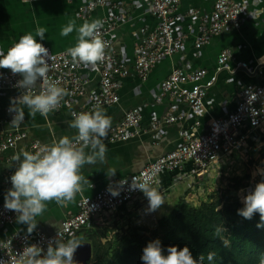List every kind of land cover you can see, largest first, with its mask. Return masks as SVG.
<instances>
[{
	"label": "crops",
	"instance_id": "0c3cea01",
	"mask_svg": "<svg viewBox=\"0 0 264 264\" xmlns=\"http://www.w3.org/2000/svg\"><path fill=\"white\" fill-rule=\"evenodd\" d=\"M83 1L75 0L72 4L66 1H40L29 4L21 0H0V52L5 54L10 46L19 41L21 36L29 33L35 36L38 26L45 28L46 33L43 40L37 37V42L47 45L55 53L67 52L68 48L75 46L78 36L75 30L66 37L60 35L62 28L69 21L74 20L76 26L79 27L83 22L97 18L104 22L105 18L114 14L115 11L121 16V21L114 33V46L118 50L119 57L128 65L130 73L127 77L118 79L121 83L120 101L117 104L99 108L111 118V126L107 136L103 138L106 147L105 159L103 162H97L94 165L86 164L82 167L81 174L90 183L84 184L82 191L77 193L71 202L63 205H58L55 201L49 202L44 213L36 217L37 227L33 232L40 230L48 235L57 233L64 220L79 212L80 203L84 197H92L99 191L112 187L118 180L139 172L155 157L177 149L183 143L184 133L204 132L206 122L224 117L235 109L242 88L248 85H261L264 80V67L256 68L258 59L264 55V0H238L247 8V12L237 27L225 30L201 49L194 47L196 37L194 32L184 49L166 58L155 67L146 82L139 78L132 70V66L135 62L140 29L154 28L157 25L156 18L146 10L147 1L112 0V6H117V10L107 7L96 11L93 19L82 20L77 17V9ZM215 2L216 0H183L179 10L181 18L176 29L187 31L192 24V18L188 16L189 11L211 12ZM224 51H229L234 59L229 62L231 68L236 66V62H246L255 73L248 74L244 70H238L234 74L227 71L221 72L215 85L208 90L205 109L202 112H193L188 105L169 99H164L161 103L157 102L160 87L174 69L194 71L204 68L213 73L217 67L218 58ZM98 63L84 65L82 73L91 79V83L87 86V93L66 101L61 111L50 113L47 116L37 113L33 117L29 114V109L21 105L25 118L15 127H20L28 137L19 142L15 150L6 153L5 157L0 160V204L5 202V195L8 191L5 184L8 173L18 167L17 161L8 163L5 158L15 157L23 151H28L33 141L51 145L63 136L72 138L77 135V130L70 128L69 122L73 119L72 113L86 109L101 89V80L97 71ZM22 92L21 90L0 92V134H6L15 128L11 125L12 119L6 110L9 109L12 98L20 96ZM132 109H139L142 112V129L145 131L128 142L111 143L109 141L110 129L119 124L125 113ZM179 116L182 119L173 124L158 127L152 124V121L157 118ZM198 123L201 126H197ZM258 131L260 130H255L254 133ZM85 152L90 154L91 149H85ZM191 166L188 165L181 175L168 173L161 177L160 184L162 182L164 186L168 185L167 183L171 184L172 178L176 181L182 180L181 177L191 178L188 180L190 185L187 193H178L180 185H176L174 192L177 199H174L173 204L170 203V199L163 200L164 204L159 209L154 212L150 211V215H145L149 202L142 199L145 195H141L116 213H121L123 210L131 212L139 202L144 210L138 219L146 226L155 221L157 223L158 215H160L159 219L167 216L181 199H184L191 207L210 203L215 197L216 190L212 185L209 190L204 187L205 190H202L199 188L202 184L198 187L193 184ZM113 172L115 175L111 176ZM176 176L180 179H176ZM204 180L206 179L201 182ZM163 185L161 184L160 188ZM106 216L108 215L103 217ZM27 228L26 224L18 222L11 227H0V243L14 231L28 233Z\"/></svg>",
	"mask_w": 264,
	"mask_h": 264
},
{
	"label": "built area",
	"instance_id": "2783aa9c",
	"mask_svg": "<svg viewBox=\"0 0 264 264\" xmlns=\"http://www.w3.org/2000/svg\"><path fill=\"white\" fill-rule=\"evenodd\" d=\"M21 1L29 4L40 1H66L72 4L75 0ZM146 1V10L156 18L157 25L154 28L143 27L139 31L140 38L136 44V57L132 70L143 82L148 81L152 70L166 58L181 52L194 32L196 33L194 47L201 49L209 44L212 38L219 37L225 30L237 27L247 12V8L238 0H216L211 12L189 11L188 16L192 18V24L187 31L183 32L176 29L181 18L179 10L183 0ZM107 7H111L113 10L118 9L117 6H112V0H84L77 9V17L82 20H91L96 11ZM120 21L121 16L115 11L103 22L99 35L105 42V55L97 67L101 89L90 105L77 113L94 111L120 101L121 83L118 79L125 78L130 73L128 65L119 57L118 50L114 46V33ZM44 46L48 48L52 57L48 61L50 64L48 78L52 81H59V86L66 93L58 107L50 113L59 112L63 109L66 101L87 93V86L91 83V79L82 73L85 68L84 64L73 62L67 52L55 53L47 45ZM233 60L231 53L224 51L219 56L217 67L213 73L204 68L194 71L182 68L174 69L160 87L157 102L161 103L164 99H169L188 105L193 112H202L205 109L208 90L215 85L221 72L227 71L234 74L238 70H244L248 74L255 73L254 69L246 62H236V66L231 68L229 62ZM261 67H264V55L257 61L256 68ZM20 79L22 77L19 74H13L9 69H0V92L5 90L25 91L16 86ZM41 83L42 81H38V85L32 90L33 94H39ZM6 113L13 119L15 113H10L9 109L6 110ZM181 119V116L157 118L152 121V124L158 127L173 124ZM142 121L143 115L139 109L127 111L122 121L110 129L109 141L111 143L128 142L139 137L145 131L142 129ZM197 126H201V124L198 123ZM263 128L264 80L261 85H248L242 88L235 109L224 117L206 122L204 132L189 131L184 133L183 143L180 147L155 157L139 172L118 180L112 188L118 190L119 195L113 196L109 188H106L92 197H84L81 200L79 212L64 220L57 233L48 235L37 230L31 234L14 231L7 235L0 243V260L14 258L17 253L23 251L25 246L30 245H37L46 253L50 243L57 239L66 241L73 234L78 237L100 215H108L110 212L117 214L116 212L132 203L137 197L144 195L140 190H131V180L134 177L155 188L159 185L164 174L181 175L186 171L188 165H192V177L195 176L202 181L210 171L217 169L221 162L235 155L241 149L244 150L248 145L250 134ZM27 137V133L20 127H15L6 134H0V160L5 157L6 153L15 150L18 143ZM45 146L48 145L40 141H33L28 152L37 153ZM5 161L12 163L14 156L5 158ZM16 169L17 167L8 173L5 182L7 190L12 188L10 177ZM120 181L124 184H120ZM199 188L205 190L201 185ZM4 204L5 202L0 204V227L14 226L18 214L6 209ZM149 212L148 207L144 214L150 215Z\"/></svg>",
	"mask_w": 264,
	"mask_h": 264
},
{
	"label": "clouds",
	"instance_id": "9594fccd",
	"mask_svg": "<svg viewBox=\"0 0 264 264\" xmlns=\"http://www.w3.org/2000/svg\"><path fill=\"white\" fill-rule=\"evenodd\" d=\"M102 27L103 21L97 18L85 21L79 27L74 20L69 21L62 28L61 36L66 37L74 30L78 33L75 46L67 49L73 62L96 65L103 60L105 42L99 35ZM45 33L46 29L38 26L35 36L31 33L23 35L6 54L0 52V69H9L13 74H19L22 79L17 81L16 86L25 90L11 100L9 112L15 113L11 121L14 127L25 118L21 105L26 106L33 117L37 113L47 116L58 107L66 94L59 86V81L48 78V61L52 57L48 48L37 42V37L43 40ZM38 81H42L41 90L39 94H33L32 90ZM72 116L69 127L76 129L77 135L72 138L63 136L37 153L23 151L14 157L18 167L10 177L12 188L5 195L4 207L18 214L17 222L28 226V234L37 227L36 217L44 213L47 203L55 201L58 205H63L71 202L82 191L83 185L90 183L81 174L84 165H94L105 159L103 138L107 136L111 118L99 108L90 112H73ZM88 148L91 149L90 154L85 152ZM114 175L115 172L111 176ZM119 183L124 184L121 181ZM130 187L133 191L140 190L144 193L150 211L154 212L164 204L162 195L147 182H140L134 177ZM109 191L113 196L119 195V191L111 186ZM244 204L245 207L238 211L240 216L250 220L255 213H259L261 220H264V180L246 195ZM80 246L79 238L73 234L66 241L57 239L50 243L46 253L37 245L25 246L14 258L0 260V264H76L74 254ZM215 257L214 251L207 253L209 262ZM141 259L143 264H204V256L194 258L187 246L182 250L174 246L168 247L165 255L159 239L147 244ZM260 264H264V258Z\"/></svg>",
	"mask_w": 264,
	"mask_h": 264
},
{
	"label": "trees",
	"instance_id": "16d2710c",
	"mask_svg": "<svg viewBox=\"0 0 264 264\" xmlns=\"http://www.w3.org/2000/svg\"><path fill=\"white\" fill-rule=\"evenodd\" d=\"M250 180L249 172L244 177L231 179L226 189H217L210 203L198 207H191L181 199L167 216L157 220V226L149 235H144L146 229L134 228L131 236L122 237L114 248L102 255L99 252L102 248L100 236L92 225L95 224L93 221L77 237L81 242L91 243L94 249L88 264H143V249L157 239L161 241L165 255L168 247L182 250L187 246L194 258L204 256V264H260L264 258V220L259 213L249 220L252 229L245 244L239 238L231 213L223 206L235 202L240 191L247 195ZM209 251L216 253L211 262L207 260Z\"/></svg>",
	"mask_w": 264,
	"mask_h": 264
},
{
	"label": "rangeland",
	"instance_id": "374dc122",
	"mask_svg": "<svg viewBox=\"0 0 264 264\" xmlns=\"http://www.w3.org/2000/svg\"><path fill=\"white\" fill-rule=\"evenodd\" d=\"M247 172L251 175L250 184L247 190L248 192H252L254 191L256 184L261 182L264 177V130L250 134L247 147L229 157L223 164L218 166L217 170L210 171L205 177L206 180L201 182L194 176L192 183L196 184L197 187L202 184L206 190H209L212 185L217 191L218 188L226 189L231 179L235 177H244ZM176 179L180 178L176 176ZM181 179L182 180L176 181L175 178H172L170 180L171 184L167 183L168 185L164 186V183L161 182L163 185L161 188L160 183L155 187L162 195L163 200L170 199L171 204L175 202L177 199V195H175L174 192L177 187L176 185H180L177 190L178 193L181 192V194H183L184 192H188L187 188L190 185L188 184V180L191 178L183 179V177H181ZM237 195L238 199L235 202L225 203L223 206L228 208L229 213H231L234 219L239 238H241L246 244L247 237L251 233V224L249 219H245L238 214V211L245 207L244 198L246 197V194L245 192L240 191ZM181 198H183V196ZM142 199L148 201L145 196H143ZM138 203L139 202H137L135 208L131 212L123 210L121 213L117 214L110 212L106 217L100 215V218L95 220V224H92L100 236L102 245V248L99 250L100 255H102L104 251L114 248L122 237L131 236L132 232H134V228L146 229L144 235H149L150 231L155 229L157 226L156 221L144 226L143 222L138 219L140 213L143 214L144 210L143 205L140 203L138 205ZM169 207L168 204L167 208L169 209ZM159 217L160 215H158V220ZM93 250L91 259L93 258Z\"/></svg>",
	"mask_w": 264,
	"mask_h": 264
},
{
	"label": "water",
	"instance_id": "95a60500",
	"mask_svg": "<svg viewBox=\"0 0 264 264\" xmlns=\"http://www.w3.org/2000/svg\"><path fill=\"white\" fill-rule=\"evenodd\" d=\"M92 245L91 243L81 242V246L75 253L76 264H88L91 259Z\"/></svg>",
	"mask_w": 264,
	"mask_h": 264
},
{
	"label": "bare ground",
	"instance_id": "6f19581e",
	"mask_svg": "<svg viewBox=\"0 0 264 264\" xmlns=\"http://www.w3.org/2000/svg\"><path fill=\"white\" fill-rule=\"evenodd\" d=\"M214 176V175H213Z\"/></svg>",
	"mask_w": 264,
	"mask_h": 264
}]
</instances>
